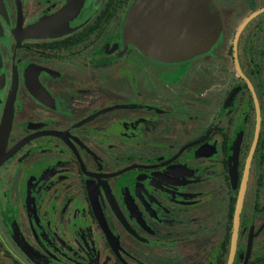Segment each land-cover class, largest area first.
<instances>
[{
    "label": "flooded vegetation",
    "instance_id": "af4514ba",
    "mask_svg": "<svg viewBox=\"0 0 264 264\" xmlns=\"http://www.w3.org/2000/svg\"><path fill=\"white\" fill-rule=\"evenodd\" d=\"M138 1L0 0V264H264V0L180 57Z\"/></svg>",
    "mask_w": 264,
    "mask_h": 264
},
{
    "label": "water",
    "instance_id": "95a60500",
    "mask_svg": "<svg viewBox=\"0 0 264 264\" xmlns=\"http://www.w3.org/2000/svg\"><path fill=\"white\" fill-rule=\"evenodd\" d=\"M135 27L138 37L154 43L153 47L147 45L149 50L159 52L162 43L168 41V45L173 43L168 47L176 51L177 57L207 52L221 32L211 0H139L125 20L126 37Z\"/></svg>",
    "mask_w": 264,
    "mask_h": 264
}]
</instances>
